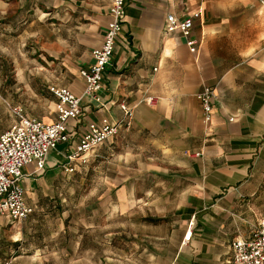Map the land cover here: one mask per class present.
Segmentation results:
<instances>
[{
	"label": "crops",
	"instance_id": "0c3cea01",
	"mask_svg": "<svg viewBox=\"0 0 264 264\" xmlns=\"http://www.w3.org/2000/svg\"><path fill=\"white\" fill-rule=\"evenodd\" d=\"M19 1L14 15L10 0H0V37L26 17L21 41L35 43L37 60L51 63L53 75L33 93L36 110L10 105L52 123V90L65 87L76 96L83 91L80 71L91 66L90 52L101 45L110 0ZM169 13L191 18L188 37L170 30ZM204 86L215 94L207 122L196 97ZM45 94L52 99L41 110ZM121 103L131 108L130 118L123 120ZM6 108L10 119L0 110V133L16 121ZM103 118L119 122L117 132L74 170L84 169L76 177L100 187L101 245L108 248L112 233H132L148 250L149 264H218L231 241L247 237L264 215V0H127L101 105L85 98L77 119L67 122L68 140L49 152L43 171L24 167L25 200L33 211L20 221L0 219V264H79L76 249L52 246L57 251L46 253L49 246L37 235L44 210H62L47 197L60 191L59 180L69 174L62 168L66 155L88 125ZM110 218L120 221L113 231ZM70 221L56 223L61 239L72 231ZM90 222H72L80 232L76 248L94 226Z\"/></svg>",
	"mask_w": 264,
	"mask_h": 264
},
{
	"label": "built area",
	"instance_id": "2783aa9c",
	"mask_svg": "<svg viewBox=\"0 0 264 264\" xmlns=\"http://www.w3.org/2000/svg\"><path fill=\"white\" fill-rule=\"evenodd\" d=\"M127 0H110V21L103 34L100 47L92 49L90 55L93 63L87 69L80 71L84 79V88L80 96L74 95L65 87L52 90L56 98L55 115L52 123L26 116L22 109L6 103L16 121L3 133H0V219L20 221L32 213L33 208L26 203L22 185L24 167L35 165L34 173L42 172L47 155L55 150L57 145L69 138L67 122L77 119L81 112V103L85 98L101 105V90L104 72L110 63L113 47L124 22V9ZM170 30L180 32L188 37L192 20L188 17H178L173 13L166 16ZM188 46L195 44L194 40H187ZM214 91L204 86L196 95L203 113L204 122L210 118ZM147 103L153 104L154 98H146ZM124 119L132 115L131 108L121 103ZM121 120V121H123ZM119 122L112 123L107 118L99 122H92L88 130L79 138L75 147L66 155L63 171L72 173L78 164L87 162L89 153L99 144L117 132ZM192 234L187 228L184 241H188ZM233 264H264V215L261 216L250 234L245 237L234 238L230 243Z\"/></svg>",
	"mask_w": 264,
	"mask_h": 264
},
{
	"label": "rangeland",
	"instance_id": "374dc122",
	"mask_svg": "<svg viewBox=\"0 0 264 264\" xmlns=\"http://www.w3.org/2000/svg\"><path fill=\"white\" fill-rule=\"evenodd\" d=\"M50 4L51 2H46L47 8H50ZM20 5L21 1L10 0L8 5V10L11 11L10 14H17V10L21 9ZM34 7L36 8V5ZM39 8L41 9L40 6ZM22 18H19L20 24L17 23V28L14 26L9 33L4 34L6 37H0V46H2V49H0V110L6 113V119L8 120L10 116L6 111V103L26 105L36 110L39 104L33 93H36V88L40 87L44 78L53 75L51 63L42 66L43 64L37 60L35 43L24 44L21 41V26L26 25V17L23 20ZM43 97L40 99H43L45 104L40 107L41 110H45L48 101L52 99L49 94H45ZM27 101L28 103H26ZM81 174H84V169H81L78 173L74 171L65 175L62 180H59V184L62 185L59 188L60 191L51 194V198L47 197V200L60 202L62 210H44L46 212L45 216L40 217L44 227L37 237L39 239L43 238L44 243L49 246L46 253L57 251L52 246L63 245L70 250L76 249V253L79 255V264H149L152 259L147 256L148 250H142L143 242L138 237L132 236V233L126 235V237L122 233H112L109 235L108 248H106V242L101 245V194L95 191L96 181L90 186L91 181L89 178L85 176L76 177ZM97 188L100 189V187ZM87 203L90 205L89 208L86 207ZM84 218H90V223L94 226L87 229L89 230L87 233L82 234V247L76 248L80 232L75 233L73 231L75 225L72 222L79 223V220ZM64 219H71L69 227L72 231H70V234H64L61 239L62 234L56 235L58 230L56 223ZM130 220V218L129 220L125 218V228L129 229L130 227L129 230L132 232L133 227L128 226ZM119 222L116 218H110L109 230L117 229ZM66 225L68 224L66 223ZM82 228L84 229V227ZM218 264H233L230 250L220 258Z\"/></svg>",
	"mask_w": 264,
	"mask_h": 264
}]
</instances>
